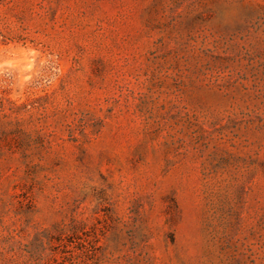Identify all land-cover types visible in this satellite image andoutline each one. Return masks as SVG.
Instances as JSON below:
<instances>
[{"label":"rangeland","instance_id":"rangeland-1","mask_svg":"<svg viewBox=\"0 0 264 264\" xmlns=\"http://www.w3.org/2000/svg\"><path fill=\"white\" fill-rule=\"evenodd\" d=\"M0 264H264V0H0Z\"/></svg>","mask_w":264,"mask_h":264}]
</instances>
